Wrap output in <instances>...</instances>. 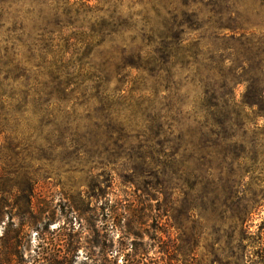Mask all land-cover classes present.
Returning <instances> with one entry per match:
<instances>
[{
    "label": "rangeland",
    "instance_id": "374dc122",
    "mask_svg": "<svg viewBox=\"0 0 264 264\" xmlns=\"http://www.w3.org/2000/svg\"><path fill=\"white\" fill-rule=\"evenodd\" d=\"M130 220L155 264H264V0H0V249L72 223L100 262Z\"/></svg>",
    "mask_w": 264,
    "mask_h": 264
},
{
    "label": "trees",
    "instance_id": "16d2710c",
    "mask_svg": "<svg viewBox=\"0 0 264 264\" xmlns=\"http://www.w3.org/2000/svg\"><path fill=\"white\" fill-rule=\"evenodd\" d=\"M126 227L128 231L123 233V241L117 247L107 246L105 253L102 254V261L95 260V254L90 253L86 256L83 264H155L152 261L153 258L150 257L151 246L141 241L142 239L137 235V225H134L130 220ZM117 228L115 223L108 225L106 232L108 235H114ZM131 236H135V238L131 240ZM49 237L60 244H57L55 250L50 252H46L43 248L37 256L35 264H76L81 239L76 233L74 225L72 223L71 225L65 224L53 232L45 229L41 234L43 244L49 240ZM121 257L123 258L122 262H120ZM10 260L11 254L7 250L0 249V264H10Z\"/></svg>",
    "mask_w": 264,
    "mask_h": 264
}]
</instances>
